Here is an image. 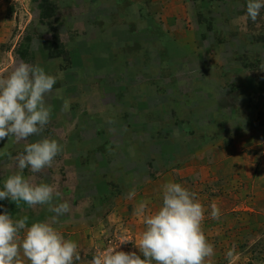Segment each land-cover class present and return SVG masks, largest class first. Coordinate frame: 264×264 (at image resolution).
Here are the masks:
<instances>
[{
  "label": "rangeland",
  "instance_id": "rangeland-1",
  "mask_svg": "<svg viewBox=\"0 0 264 264\" xmlns=\"http://www.w3.org/2000/svg\"><path fill=\"white\" fill-rule=\"evenodd\" d=\"M246 3L0 0V75L20 61L63 73L45 130L0 141V187L25 143L58 140L53 166L25 176L70 203L57 227L77 242V264L122 242L139 254L135 208H158L169 181L205 207L210 264H264V10L246 21ZM5 209L29 223L53 215L7 199Z\"/></svg>",
  "mask_w": 264,
  "mask_h": 264
},
{
  "label": "clouds",
  "instance_id": "clouds-1",
  "mask_svg": "<svg viewBox=\"0 0 264 264\" xmlns=\"http://www.w3.org/2000/svg\"><path fill=\"white\" fill-rule=\"evenodd\" d=\"M264 10V0H247L244 20L255 23ZM63 73L49 74L38 64L17 63L7 75H0V141H27L39 136L50 123L52 107L45 97L51 93ZM67 110V101L63 104ZM63 151L58 140L44 137L25 143L23 151L13 158L15 172L8 175L0 187V201L9 200L19 208L47 206L51 215L29 223V216L14 217L6 209L0 213V264H77L81 260L78 244L65 238L57 225L59 219L71 212L57 186L36 182L25 176L27 169L38 174L51 168ZM135 195V189L129 198ZM59 199L62 202H54ZM211 218L219 219L221 212L212 204ZM135 212L142 218L143 230L135 247L125 252L108 247L92 255L88 264H210L214 246L208 241L202 223L205 207L197 194L181 183L166 182L162 186L161 203L149 210L148 201H141ZM233 253L228 252L231 259Z\"/></svg>",
  "mask_w": 264,
  "mask_h": 264
}]
</instances>
